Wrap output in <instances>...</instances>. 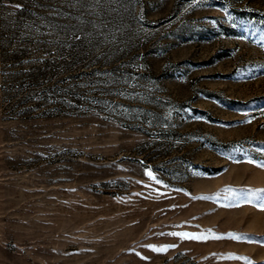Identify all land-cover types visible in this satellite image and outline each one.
<instances>
[{"label": "rangeland", "instance_id": "1", "mask_svg": "<svg viewBox=\"0 0 264 264\" xmlns=\"http://www.w3.org/2000/svg\"><path fill=\"white\" fill-rule=\"evenodd\" d=\"M259 163L264 0H0V264H264Z\"/></svg>", "mask_w": 264, "mask_h": 264}, {"label": "snow or ice", "instance_id": "2", "mask_svg": "<svg viewBox=\"0 0 264 264\" xmlns=\"http://www.w3.org/2000/svg\"><path fill=\"white\" fill-rule=\"evenodd\" d=\"M248 162L249 163H255L252 160H249ZM256 166L264 168V163H259ZM147 174L149 176L152 175L151 172H148ZM239 195L241 196V198L244 201L249 202V203L252 201V198L255 197L257 200V205L261 208V210H264V189L247 190L246 192L242 191ZM217 238H219V237H217ZM231 238L237 239V240L246 239V237H244L242 235H233Z\"/></svg>", "mask_w": 264, "mask_h": 264}]
</instances>
